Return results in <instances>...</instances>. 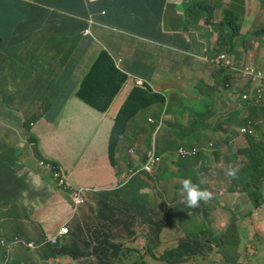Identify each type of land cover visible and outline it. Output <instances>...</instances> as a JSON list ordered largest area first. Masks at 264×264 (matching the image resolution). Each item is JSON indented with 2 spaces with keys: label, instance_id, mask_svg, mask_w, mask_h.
Masks as SVG:
<instances>
[{
  "label": "crops",
  "instance_id": "crops-1",
  "mask_svg": "<svg viewBox=\"0 0 264 264\" xmlns=\"http://www.w3.org/2000/svg\"><path fill=\"white\" fill-rule=\"evenodd\" d=\"M190 1L115 0V8L111 14L106 7L109 3L99 1L86 4V15L81 17L79 0H43L36 11L38 18L32 16L28 20H21L25 29L8 43L6 50L17 51L26 62L39 66L48 65V70L54 72L55 77L52 81L43 78L39 85L33 86L35 93L27 95L15 91L18 87L9 83L6 75L0 76L3 84L0 85V90H4L3 93L0 92V96L7 97V103L0 101V254L3 253L2 241L9 242L15 237L29 239L23 231L32 230L36 226L37 209L25 197L27 194H36L38 186L43 182L38 178L39 174L34 178L31 173L35 172L23 166L22 153V150L27 149L26 143L31 137H35L37 145L43 148L38 151L39 155L57 161L63 167V172L61 167L60 172L66 177L67 168L62 145L58 144L61 134H43L39 129L49 115H55L57 112L48 102L52 93L55 96L52 88L66 81L67 77L79 74L82 76L105 49L111 54L117 68L128 75L123 92L136 86V81L141 80L149 84L154 92L165 96L169 108L167 113L160 114L158 106L141 113L142 120L149 117L162 123L169 149L157 154L162 161L152 173H132V166L128 165L130 173L122 177L118 166L121 182L114 187L112 185L116 178L108 165V138L105 150L85 159L83 170L69 174L67 181L72 186L88 187L97 192L96 194L101 193L98 187L103 186L108 189L112 198L117 197L120 214L118 221L117 217L111 218L110 226H118L110 228V231L114 238L125 242V249H132L131 242H136L135 245L143 250L142 254L151 258L153 263L150 264H163L152 257L159 258L164 250H174L179 246L180 255L184 260L173 264H252L251 260H256L255 243L258 237L264 236L254 227L230 230L229 225L235 201H240L247 209L256 211L264 220V183L261 185L263 196L258 199L256 206L251 195L252 187L249 186L245 191L243 188L247 182H241V171L248 162L244 151L249 147V142L248 137L239 132L238 125L241 118L251 115L258 121L257 137L264 141V116H256L244 105H239L238 99L232 93H239L240 82L232 73V87H223L222 75H219L217 67L212 63L218 49L219 37L212 59L201 65L205 72V83L201 80L204 91L201 90L203 93L196 97L197 78L193 76V66L197 64L195 59L202 61L206 56L202 43L208 40L204 35L205 28L211 27L212 21L208 18L217 12H222L224 17V11L230 7L233 0H229L228 7H222L221 0H203L209 5L199 11H191ZM244 1L250 7L258 8L257 0ZM133 6L138 14L129 8ZM15 8V3L9 5V15ZM18 9L24 7L20 4ZM201 11L208 12H205L203 17L207 25H199L201 18L196 22L189 18L185 23L184 20L190 16V12L199 16ZM178 13H181V16H178ZM240 15L241 29L240 36L234 38L237 42L234 57L237 59L240 47L250 45V59L244 58L242 62L250 61L252 52L255 51L254 65L264 67V15L251 14L246 10L240 12ZM17 16L18 13L15 17ZM126 19H133L143 25L159 21L164 34L177 36L180 42L188 43V48L184 49L190 60L175 59V50L163 43L150 55V42L139 33L127 31ZM175 20H182L183 27L175 23ZM6 29L8 31V28ZM87 30L90 33L86 34ZM245 36L247 38H244ZM13 40L16 42L12 43ZM171 77L175 78L174 83L170 80ZM76 93V90L68 87L61 92V97L65 101ZM200 96L205 97L208 103L200 102ZM71 103L84 105L79 101ZM121 104L119 95L108 112H99L105 117L110 131L112 118ZM10 107H24V116L9 112ZM220 108H232L239 112L233 119L230 135L219 130L213 137L210 132L205 138L185 137L197 122L200 111L207 112L211 109L215 112ZM39 118L41 120L37 123ZM26 119H32V122L25 125ZM65 119L69 124L71 118L66 116ZM66 122L63 118L60 126ZM4 123L17 128L21 136L18 137L15 130ZM77 132L80 134V131ZM81 132V143L85 145L89 140L90 147L96 133L93 134L91 130ZM180 147H196L199 150L212 148V172L209 178L200 176L197 167L188 164L189 157H178ZM27 150L31 151V156L36 157L35 151ZM129 151L128 154L135 157V152ZM145 156L146 154L140 158L136 156L139 159L135 162L136 166L141 170V159ZM43 158L39 159V164L44 161ZM229 170L235 171V178L227 175ZM96 171H102L103 176H97ZM16 176L27 179L23 185L17 186ZM186 178H191L194 184L210 190L215 199L199 210L186 209L179 195L182 181ZM147 241H155L156 246L148 247Z\"/></svg>",
  "mask_w": 264,
  "mask_h": 264
},
{
  "label": "trees",
  "instance_id": "trees-1",
  "mask_svg": "<svg viewBox=\"0 0 264 264\" xmlns=\"http://www.w3.org/2000/svg\"><path fill=\"white\" fill-rule=\"evenodd\" d=\"M25 1H21V5L24 9H18V16L14 17L6 25L3 20L7 19L9 14L3 13V10L8 11L9 5L13 2L11 0H0V76L6 75L9 83L16 84V87L23 93L29 95L35 93L33 86L39 85L43 78L52 81L55 77V73L48 70V65L39 66L35 63L26 62L17 51L10 52L6 50L8 43L19 34L23 33L25 24L21 23V20L23 18L28 20L32 16L35 18L39 17L36 11L40 8L43 0ZM79 1L81 17H84L86 15L84 11L86 3H84L83 0ZM100 2L109 3L106 6L108 13L111 14L113 12L115 0H101ZM257 3L258 8H252L244 0H233L230 7L224 11L223 20L217 26L220 35L218 49L212 63L217 67L219 75H222L221 83L223 87L231 84L232 77L230 75V70L224 64V60L218 59V57L224 51L231 55H236L235 46L237 42L234 41V38L240 36V12L246 10L251 14L264 15V0H257ZM208 5V3L202 0H191L189 7L191 11H199L202 8L206 9ZM17 7L19 8V4ZM129 8L132 12L138 14L134 6ZM205 12L208 13L207 11ZM205 12L201 11L199 16L190 12L191 21L196 22L200 18H203L206 15ZM210 13L212 14L213 11H210ZM6 28H8V31ZM125 29L130 32L141 34L150 42V55H152L157 46L163 43L170 45L175 50V59L190 60V56L186 54L184 49L188 48V43L186 41L180 42L177 36H167L164 34L159 21L143 25L133 19H126ZM244 38H247V36ZM15 42L14 40L12 41V43ZM127 80L128 75L124 71L118 69L111 54L103 50L82 76L79 74L73 77H67L66 81L61 82L63 84L68 83V87H72V89L77 92L71 99H66V103L79 101L86 106H91L95 111L102 114L108 112L114 100L121 95L122 104L116 115L112 118V127L108 141V165L113 170L116 178V181L112 185L114 187L121 182V176L117 165V159L119 157L124 158L128 165L132 166V173H145L147 171L143 169V166L146 165L148 161L147 153L158 154L161 151H167L169 149V144L165 141L164 129L160 122L149 117H146L140 122H135V118L141 112L148 111L155 106L159 107L160 114L167 113L169 108L165 96L154 92L149 84H146L145 87L132 86L123 92ZM0 85H3L1 81ZM52 90L55 91L54 94L56 96L57 85H55ZM0 92L3 93L4 90H0ZM249 95L257 98L262 108L248 107V109H250L254 115L263 117L264 92L259 88H254L249 90ZM243 102V96L240 95L238 98L239 105H244L247 108L246 103L243 104ZM238 115L239 112L232 108H220L215 112L211 109L207 112L200 111L197 116V122L193 124L189 134L185 135V137L190 138L191 136H195L205 138L208 132H210L213 137L219 130H223L230 135L233 127V119ZM32 119L24 122L25 125L30 124ZM243 124L244 120L241 118L238 125L242 126ZM31 140L37 144V139L35 137H31ZM248 142L249 147L244 151V155L248 162L241 171V182H247L243 188L245 191H247L249 186L252 187L253 190L251 195L255 199L256 206H258L257 201L263 196L261 185L264 183V141L259 137H249ZM31 146L33 147V145ZM34 147L36 154H39L36 145ZM131 149L135 152V157L128 154V151ZM123 154L126 155L123 156ZM144 154H146V156L144 159H141L143 162L141 170L139 166H136L135 161L137 157L140 158ZM212 159L213 153H208L207 148H205L189 156L188 164L197 167L200 176L209 178L212 172ZM45 164L46 166H50L52 171L60 172V164L57 161L46 158ZM103 174L102 171H96L97 176H103ZM66 182L68 185L72 186L67 180ZM98 188L103 195V200L101 201L102 205L110 209V218L117 217L118 221L120 204L117 197L112 198L108 189L103 186H99ZM61 189L63 190V188ZM228 190H230V188H228ZM65 193L72 200L75 210L86 205L88 194H83L77 199L74 197V189L70 188L65 190ZM8 198H10V194H8ZM59 225L68 227L65 223ZM109 225L111 224L109 223ZM247 227H254L259 231L258 233L264 236V220L256 211L247 209L240 201H235L229 229L239 230ZM80 236L81 230L78 231V234L71 233L69 236L63 238L62 244L56 246H47V244H39L37 242V245L42 246V250L39 251L36 256H18L11 264H37L35 262V257L45 264L50 260L63 259L78 262L85 257H93L103 264H116L117 261H119V254L122 250V246L111 242L108 234H101L103 240L100 241L97 238V244L94 247L83 241ZM46 238L48 237L46 236ZM68 242H71L72 246H68ZM148 242L149 244H154V241ZM258 242L264 243V238L258 237L256 240V260H251L252 264H264V247L260 249L257 246ZM183 259L184 258L180 255V246L177 249L166 251L160 258L161 261L166 263L172 262V264L181 262Z\"/></svg>",
  "mask_w": 264,
  "mask_h": 264
},
{
  "label": "rangeland",
  "instance_id": "rangeland-1",
  "mask_svg": "<svg viewBox=\"0 0 264 264\" xmlns=\"http://www.w3.org/2000/svg\"><path fill=\"white\" fill-rule=\"evenodd\" d=\"M15 3L16 8L14 12L9 15L7 19H4L3 22L7 25L9 21H11L18 13L17 5L21 4L22 0H11ZM25 1V0H23ZM26 2V1H25ZM222 7H228L229 0H221ZM3 13L9 14V11L3 10ZM178 16H181V13H178ZM222 12H217L213 17H209L208 19L211 22L210 26L205 28L204 35L208 38L207 41L202 43L204 48L202 49L205 52V55L202 61L195 59L196 65L193 66V76L197 78L196 85V97H198L203 89L202 81L205 83V72L203 70V65L205 62H210L213 57V51L216 47L219 31L216 28L220 20L222 19ZM191 17L188 16L185 18V23L188 22V19ZM175 23L179 24L180 27H183L182 20H175ZM199 25H207L206 19L201 18L199 21ZM206 47V48H205ZM239 53L237 55V61H243L244 58L250 59V53L252 51V47L247 45L246 47H240ZM256 52H252V59L248 61L250 64L255 63ZM180 72L178 73V75ZM170 80L174 83L175 78H170ZM68 87V83H58L57 84V94L48 98V102L52 104L57 110L56 114H51L47 118L46 122L43 126H39V129L43 134H51L57 136L60 135V140L58 141L59 145H62V154L65 158L64 162L66 163L65 175L66 179L69 178V174H73L74 172L80 173L84 164L83 161L85 159H90V156H96L97 153L105 150V142L110 137L109 131L110 126L106 122L105 117H103L100 113L95 111L91 106H84L78 103H71L66 105L65 101L61 97V92L64 91ZM202 90V91H201ZM15 91L23 92L15 88ZM54 92V91H53ZM0 101L7 103V97L0 96ZM200 102L207 104L208 101L205 97L200 96ZM9 112L14 113L16 115L24 116V107H10L8 109ZM51 110L49 111V114ZM71 118L69 124H67L65 117ZM33 118V117H32ZM64 118V122H66L63 126H60L62 123V119ZM143 118V114L141 113L136 121L140 122ZM29 120V119H26ZM41 118L37 119L36 122L39 123ZM5 125L11 127L15 130L18 137L21 136V132L7 123ZM83 130H91L93 134L96 133V138L94 142L89 146V140H87L86 144L81 143L82 132ZM80 131V134L77 132ZM72 138V139H71ZM33 145V147H31ZM38 150L42 151V146L35 144L32 140L27 141L26 147L32 151H35V146ZM22 150L23 156V166L32 169L35 173H31L34 178H36V174L41 182H43L37 188L36 194H27L26 199L30 201V203L35 206L37 209V221L36 226L32 230H24L23 233L29 239L23 238L22 240L26 242H38L42 244L49 240H58L56 236H60V230L65 225L59 224H67L70 234H78V231L81 230V238L83 241L91 244L94 247L97 244V238L101 241L103 237L101 234L110 235V241L121 244L123 246L120 254L119 261L116 264H150L153 263L151 258L147 255H143L140 246H136V242H131L132 249H125V242L120 241L117 238H114L112 235L110 228H115L118 226H110L109 223L112 222L111 211L109 208L104 207L101 201L103 200L102 193L96 194L94 192H89L87 195L86 205L75 210L72 200L70 197L58 187V179L54 176L55 174L51 172L48 168L45 167V160L43 156L36 154V157L31 156V151ZM132 150L129 151L131 153ZM207 152L211 153L212 148H207ZM48 157V156H47ZM149 157V154H148ZM43 158L44 164L42 167L39 165V159ZM49 158V157H48ZM138 158H136V163L138 162ZM117 164L119 166V170L122 174V177H125L128 173H130V169L128 168V163L124 158H118ZM61 170L63 172V167ZM153 170V169H152ZM70 172V173H69ZM17 186H21L25 183L27 177H17ZM91 183V182H90ZM66 194V195H65ZM109 204V202H108ZM65 214V215H64ZM66 216V217H65ZM100 234V235H99ZM46 236L48 238H46ZM69 236V235H67ZM68 246H72L71 242L67 243ZM257 246L260 249H263L264 243L258 242ZM37 254V253H36ZM35 253H32L25 248L18 247L13 251L12 261L15 260L18 256H26L31 255L35 256ZM38 256V255H37ZM37 264L40 263L37 259H35ZM155 263V262H154ZM157 263V262H156ZM47 264H103L99 260L93 257H85L78 262L64 259L57 261H49Z\"/></svg>",
  "mask_w": 264,
  "mask_h": 264
},
{
  "label": "clouds",
  "instance_id": "clouds-1",
  "mask_svg": "<svg viewBox=\"0 0 264 264\" xmlns=\"http://www.w3.org/2000/svg\"><path fill=\"white\" fill-rule=\"evenodd\" d=\"M83 1L86 4H91V3L99 2L101 0H83ZM85 33L88 34V33H90V31L87 30V31H85ZM105 51H107V50H105ZM223 54H225V56H226V59H223L224 64L227 66V68L230 70V72L236 77L237 81L240 82L239 93H232V95L235 96L237 99L239 98L240 95H242L243 100H244L243 104L246 103L247 108L248 107L249 108H252V107L262 108L259 100L255 97H251L249 95V90L254 89V88H259L260 90H262L264 92V67H259V66H256L254 64H250L248 61L239 63L236 61V59L234 57L235 55H231L225 51L221 55H223ZM220 56L218 57V59H222V58H220ZM145 85L143 87H145ZM136 87H140V86L136 85ZM231 87H232V82H231V84H228L225 86V88H227V89H230ZM242 119L244 120V124L239 127V132L243 135H246L248 138L249 137H257L258 121H256L253 117H251V115L247 116L245 118H242ZM160 124H162V123L160 122ZM185 148H191V147H185ZM147 154H149L147 163L149 162L152 164L153 170H151V171L146 170V171L147 172H153L154 169L161 163L162 158L160 156H158L157 154H154V153H147ZM178 157L181 159H184V158L180 157L179 155H178ZM41 163L39 165L42 167L44 162L42 161ZM144 166H143V169H144ZM45 167L48 168L49 170H51L50 166L45 165ZM51 172H53L55 174L54 176L58 179V186L61 187L59 185L60 178L57 177L56 174L57 173L60 174L61 177L65 178V180H67L66 177L61 172H58V171L54 172L52 170H51ZM227 175L235 178L236 173L234 170H229ZM72 187H76V186H72ZM78 187H82V188L86 189L84 194H88L89 192L97 193L88 187H83V186H78ZM61 188H63V187H61ZM63 190H64V188H63ZM179 195L182 197L181 198L182 204L185 206L186 209L191 210V211L199 210L203 207H207V205L210 204V202L215 199V195L210 190L203 189L199 185L194 184L192 182L191 178H186L182 181L181 188L179 190ZM69 235H70V233H69ZM36 243L37 242H26V241L22 240V238H19V237H15L13 240H11L9 242L2 241L1 247L3 249V253L0 254V264H11V263H13V261H14V260L12 261L13 251L15 248H18V247L25 248L26 250H28L32 253H35V254L38 253L39 251L42 250V248L37 250V251H33L32 247H31L32 245H37ZM62 243H59V244H62ZM45 244H47V246L59 245V244L53 245L50 243H45ZM115 244H117V243H115ZM147 245H148V247L151 245L156 246L155 241H154V244H149V242L147 241ZM37 246H41V245H37ZM122 248H123V246H122ZM166 251H168V250H164L159 258H156L155 256H153L152 259L158 260V262L163 263V264H169V263H166V262H163L160 260V258L162 257V255ZM35 259H36V257H35ZM50 261H58V260H50ZM35 262H36V260H35ZM40 263H42V262H40ZM43 264H45V263H43ZM171 264H172V262H171Z\"/></svg>",
  "mask_w": 264,
  "mask_h": 264
},
{
  "label": "built area",
  "instance_id": "built-area-1",
  "mask_svg": "<svg viewBox=\"0 0 264 264\" xmlns=\"http://www.w3.org/2000/svg\"><path fill=\"white\" fill-rule=\"evenodd\" d=\"M220 58L226 59L225 54L221 55ZM136 85L140 86V87H143L145 85V83L143 81H141V80H137L136 81ZM197 151H199V149L196 148V147H191V148L180 147L179 150H178V155L180 157H182V158H188L189 156L195 154ZM144 169L147 170V171H151L152 170V164L148 162L144 166ZM56 176L60 178L59 185L64 188V191L68 190L70 188L74 189L75 190L74 197L77 198V199L79 198V196L84 194V192L86 190L85 188L72 187V186H70V185H68L66 183L65 178L61 177L60 174L57 173ZM69 233H70V230H69L68 227H62L61 230H60V233H59L60 236H56L57 238L61 239V241L49 240V241L44 242V244L45 243H50V244L56 245V244L62 243L63 242V238L67 237V235H69ZM31 247H32L33 251H37V250L42 248V246H37V245H32Z\"/></svg>",
  "mask_w": 264,
  "mask_h": 264
}]
</instances>
